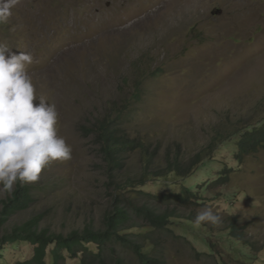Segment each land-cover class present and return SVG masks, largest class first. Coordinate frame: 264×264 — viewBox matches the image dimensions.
I'll return each instance as SVG.
<instances>
[{
    "label": "rangeland",
    "instance_id": "1",
    "mask_svg": "<svg viewBox=\"0 0 264 264\" xmlns=\"http://www.w3.org/2000/svg\"><path fill=\"white\" fill-rule=\"evenodd\" d=\"M0 44L33 53L37 95L56 105L57 132L72 147L28 184L33 203L0 223V238L31 221L55 234L102 230L115 199L149 179L157 195L200 185L204 203L155 204L193 221L172 220L186 242L162 233L164 264H264V151L235 158L238 134L264 120V0H18ZM105 122L134 143L117 168L102 150ZM214 140L227 142L205 166L162 184L174 164L193 170ZM11 194L0 193V220ZM125 196L141 198L134 188ZM206 206L220 224L194 223ZM28 253L7 246L0 264Z\"/></svg>",
    "mask_w": 264,
    "mask_h": 264
},
{
    "label": "trees",
    "instance_id": "2",
    "mask_svg": "<svg viewBox=\"0 0 264 264\" xmlns=\"http://www.w3.org/2000/svg\"><path fill=\"white\" fill-rule=\"evenodd\" d=\"M238 136L239 139L235 143L237 152L235 158L238 161L264 151V120L249 126ZM99 137L103 143L102 150L111 168H117L124 150L134 148V143L121 135L118 127H114L112 123L105 122L102 125ZM226 142L214 140L206 156L203 158L198 156L193 160V170L185 171L184 167L174 164L170 170L162 174V177L158 176L162 178V184L170 189L172 186H179L178 181L183 182L193 176L207 164V160L213 159L215 154L220 152L219 150ZM172 177L176 179L173 184L172 181L164 180ZM224 178L225 176H219L216 183L224 185ZM181 185L183 187L180 191L171 190L163 195L150 191L159 186V183L149 179L129 187L127 190L134 188V192H138L141 198L136 200L135 197H131L127 200L125 196L127 190H125L121 197L115 199V204L105 217V228L102 230L86 228L83 231L63 235L40 230L35 221L28 222L0 238V260L4 258L2 251L5 247L24 243L29 247L28 255L13 264H123V257L118 254L117 247L133 256L137 264H164V250H159L162 246V233L173 235L175 222L172 220H183L185 217L175 212H159L155 204L173 205L177 209L184 207L187 210L204 204L203 199L198 197L200 185L196 189ZM32 203L33 195L28 184L21 186L18 183L5 203L2 213L4 218L0 220L1 225L14 214L28 209ZM185 220L193 222L191 219ZM232 227L235 231L234 226ZM174 238L186 242L181 235ZM235 238L238 242L242 241L240 237ZM190 248L195 250L193 246ZM197 254L202 253L197 252Z\"/></svg>",
    "mask_w": 264,
    "mask_h": 264
},
{
    "label": "clouds",
    "instance_id": "3",
    "mask_svg": "<svg viewBox=\"0 0 264 264\" xmlns=\"http://www.w3.org/2000/svg\"><path fill=\"white\" fill-rule=\"evenodd\" d=\"M18 0H0V24L14 14ZM32 52L0 44V193L32 184L51 163L71 159L72 147L57 132L55 104L39 98L28 67ZM38 100L39 103H34ZM194 223H221L212 208H201Z\"/></svg>",
    "mask_w": 264,
    "mask_h": 264
},
{
    "label": "bare ground",
    "instance_id": "4",
    "mask_svg": "<svg viewBox=\"0 0 264 264\" xmlns=\"http://www.w3.org/2000/svg\"><path fill=\"white\" fill-rule=\"evenodd\" d=\"M184 1H185V0H184ZM187 1H188V0H187ZM190 1H191V0H190ZM192 1H193V0H192ZM169 2H170V1H169ZM170 3H171V2H170ZM175 5H176V4H175ZM180 5H181V4H180ZM182 5H183V4H182ZM164 6H165V5H164ZM176 6H177V5H176ZM184 6H186V7L188 8V4H187V5H183L182 7L184 8ZM180 7H181V6H180ZM180 7L178 8L179 10L181 9ZM186 7H185V8H186ZM173 8H174V7H173ZM183 8H182V9H183ZM188 9H189V8H188ZM190 9H192V8H190ZM175 10H176V9H175ZM183 10H184V9H183ZM176 11H177V10H176ZM181 11H182V10H181ZM185 11H186V10H185ZM188 11H189V10H188ZM177 12H179V11H177ZM177 12H176V14H178ZM182 12H184V11H182ZM184 13H185V12H184ZM172 14H173V13H172ZM174 14H175V13H174ZM179 14H181V13H179ZM182 15H183V14H182ZM166 29H167V28H166ZM166 31H168V30H166ZM108 37H109V36H108ZM115 37H116V36H115ZM110 42H112V41L110 40ZM111 45H112V44H111ZM112 46H113V45H112Z\"/></svg>",
    "mask_w": 264,
    "mask_h": 264
}]
</instances>
